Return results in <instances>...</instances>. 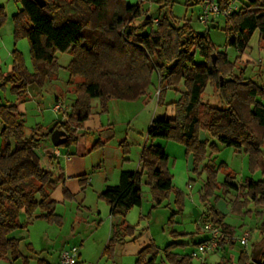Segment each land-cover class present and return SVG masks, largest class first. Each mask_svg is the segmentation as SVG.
Wrapping results in <instances>:
<instances>
[{
  "label": "trees",
  "instance_id": "trees-1",
  "mask_svg": "<svg viewBox=\"0 0 264 264\" xmlns=\"http://www.w3.org/2000/svg\"><path fill=\"white\" fill-rule=\"evenodd\" d=\"M15 1L21 8L12 17L13 36L15 40L27 39L32 70L26 67L22 53L14 48L12 69L6 74L0 73V86L9 82L10 91L17 97L23 96L32 84L41 86L54 76L58 68L57 51L70 53L72 59L66 68L75 99L64 120L53 128L67 133L65 145L72 138V124L78 125L89 116L91 98H137L145 94L156 75L161 87L159 102L166 88L182 91L177 100L170 102L173 106L170 116L150 121L149 139L165 138L183 144L186 153L193 156L194 170L205 156L208 140L199 139L200 129L224 146L242 149L248 155L251 170H261L260 179L246 178L237 187L231 183L233 177L227 175L219 184L216 171L206 164V177L200 188L199 198L206 206L202 212L203 223H212L221 233L214 252L232 247L235 227L225 221V214L209 199L216 189L231 186L237 190L234 212H242L251 202L264 208V79L257 82L232 73L227 58L215 51L207 33L193 29L189 21L179 22L169 10L159 9L152 17L140 4L129 5L123 0H44L43 6L36 0ZM229 1L237 4L235 0H218L221 6ZM2 8L1 16L5 15ZM154 18L158 19L156 24ZM225 18L228 44L242 51L255 30L264 42V0H247L243 6L237 4V9ZM213 53L217 56L214 63ZM196 56L201 59L196 61ZM208 86L218 104L204 100ZM40 129L33 127L26 134L23 113L17 112L16 104L0 103V258L11 262L22 258V264L28 263L29 255L20 249L21 238L10 235L13 230L27 226L20 221L21 214L28 221L33 217L61 220L54 211L55 200L49 194V187L57 177L41 165L37 152L43 140ZM167 158L162 146L153 142L143 145L139 167L121 170L118 183L106 186L99 193L109 205L111 218V233L101 256L112 259L118 243L132 231L124 216L133 206L141 204L143 172L153 202L159 204L174 192L176 211L182 212L183 195L173 187ZM84 179L82 175L81 180ZM36 210H40L38 214ZM201 229L202 225L197 226L191 236ZM259 236L264 240V221L259 225ZM169 246L163 248V253L170 264H190L195 256V251L171 252ZM26 248L31 252L30 243H26ZM160 250L150 242L137 252L134 264H155ZM218 264H264V251L258 258H251L245 251H240L236 260L221 256Z\"/></svg>",
  "mask_w": 264,
  "mask_h": 264
},
{
  "label": "rangeland",
  "instance_id": "rangeland-1",
  "mask_svg": "<svg viewBox=\"0 0 264 264\" xmlns=\"http://www.w3.org/2000/svg\"><path fill=\"white\" fill-rule=\"evenodd\" d=\"M123 1L129 5L140 4L141 8L152 17L157 15L160 9L162 12L169 10L179 22L189 21L193 29L207 33L215 51L227 58L229 70L232 73L253 78L257 82L264 79V42L260 40L257 30L249 36L246 47L240 51L227 43L224 16H216L208 24L198 20L201 11L200 0ZM235 1L240 6L247 2V0ZM163 3L166 5L162 6ZM0 5L5 14L0 15V27H2L8 20V23H12L11 9L15 6L20 9V4L15 0H0ZM212 24L216 26L212 27ZM14 48L22 53L26 67L32 70L27 39L22 37L15 40L13 33L4 28L0 32V73L6 74L12 69ZM55 55L58 68L54 76L47 78L41 86L36 84L29 86L27 93L16 103H19L18 110L23 113L26 134L40 123L42 125L40 133L43 134L40 146H50L47 152L53 149L59 150L61 172L56 173L53 169L57 179L49 187L50 197L57 184L64 183L63 186L66 189L68 186L71 191L65 201H55L54 211L56 214H61L60 221H48L41 217H33L28 221L27 217L21 214L20 221L26 222L27 226L15 229L12 235L21 238L20 249L24 254L29 255L27 264H58L59 250L72 245L78 247L85 264H101L107 260L106 256L101 257L107 240L104 237L105 227L103 225L99 227L96 216L90 214L81 203L86 188V204L94 207L97 197L91 188L85 185L81 177L85 175L86 178H91L93 171L98 172L100 168L103 173H109L114 168L136 169L143 145L151 142L158 145L164 144L166 148L167 168L172 177L173 187L181 191L183 195V210L181 213L176 211L178 206L175 203L174 192H171L159 204L153 202L150 188L145 182L146 174L143 172L140 182L141 204L133 206L124 216L125 223L133 229L116 246L113 263L116 259H120L123 264H134L137 252L150 242L161 248L155 264H160L161 261L164 262L163 264H170L163 253V248L167 244H170L171 252L175 253L188 254L197 251L196 243L208 234L202 229L193 237L190 234L205 221L202 212L205 211L206 206L199 198L200 188L206 177L205 165H211L216 171V181L219 184L226 179L227 175H230L233 177L231 183L237 187L246 178L260 179L261 170L259 168L251 170L248 155L242 149L224 146L203 129L199 130L198 136L201 140L208 139L206 151L195 170L193 156L186 153L183 144L165 138H156L154 141L149 139L147 129L150 121L153 118L170 116L173 113L170 102L177 100L182 91V89L176 91L173 88H166L162 101L159 102L156 75L152 77L145 94L137 98L110 97L105 100L91 98L90 114L80 124H72V138L69 144L54 146L50 140L54 125L62 122L75 99L73 85L68 81L69 72L66 68L72 55L66 51H57ZM216 57L215 54V60ZM200 59L196 56L195 60ZM10 88L11 85L6 81L0 86V102L16 100L17 95L12 93ZM204 93L205 101L218 104L210 86ZM56 102H61L66 106V110L54 111L53 106ZM49 155L52 154L49 153ZM69 159L72 160L68 161ZM236 193L235 188L225 186L216 189L210 196L209 202L225 213L226 222L235 227L233 236L235 243L232 247L205 254L203 257L206 264H218L221 256L236 260L240 251L249 253L251 258H258L264 251V240H261L259 236V225L261 221H264V208L257 207L251 202L242 208V212H234L232 207ZM194 208L197 209L195 216ZM39 211L36 210L35 213L38 214ZM247 230L251 235L245 244H241L237 239ZM178 242H184V244ZM26 243H30L31 252L27 250ZM108 260L110 263L113 261ZM0 264H22V258L15 262L0 258ZM190 264H201V261L194 256Z\"/></svg>",
  "mask_w": 264,
  "mask_h": 264
},
{
  "label": "crops",
  "instance_id": "crops-1",
  "mask_svg": "<svg viewBox=\"0 0 264 264\" xmlns=\"http://www.w3.org/2000/svg\"><path fill=\"white\" fill-rule=\"evenodd\" d=\"M18 8H19L18 6L12 7V9H11V11H12V14L11 15L12 16L16 12H18L20 10ZM8 22H9V20L2 27H0V32L3 31L4 28H7L9 30V32H12L13 33V20H12V23H8ZM26 93H27V91H26ZM20 98H21V96L20 97H17L16 100H14L12 102H10L8 100H5L6 101L5 103H15L16 104V108H17V112L21 113L18 110L19 103H16L17 101L20 100ZM56 99H57V97H56ZM0 103H2V102H0ZM64 118H63V120H64ZM37 127H40L41 128L42 125L39 123V124H37ZM159 145L162 146L164 148L165 152H166V148H165L164 144H160L159 143ZM50 148H51L50 146L49 147L48 146H44V147L43 146H39V148H37V152H38V155L40 157V163H41V165L43 167H45L47 169H50L52 172H53V169H54V171L56 173H60L61 172V164H60V161H59L58 157L49 155V152H47V151H49ZM45 158H47L48 160H46ZM69 158H70V156H69ZM71 160L72 159H69L68 161H71ZM137 167H139V164H138ZM137 167H136V169H137ZM100 170H101V168H100ZM100 170L98 172L93 171V175H92L91 178L90 177H87V178L85 177V179L83 180L85 182V185H88V187L91 188V190L94 192V195L97 197V199L95 201V204H94V207H92L91 204H86L85 203V198H86V194L85 193L87 192V188L84 190V196H83V198L81 200L82 201L81 203L84 204V206H85L84 208L88 212H90V214L92 213L94 217L96 216L95 218L99 221V223H98L99 227L102 226V225H103V227H105L104 237L108 240V238L110 236V233H111V228H110V225H111L110 209H109V205L106 203V201H104V199H102L101 197H99V193L102 190H104V188L106 186H108V185H115V184L118 183L119 172L121 170H135V169L114 168L109 173L108 172H104L103 173ZM63 185H64V183L63 184H57L55 186V188L52 191V196H51L53 200H55V201H62V202L66 200V196L68 194H70V191L71 190H69L70 188H68V186H67V189H66ZM75 189H77V188H75ZM73 191H76L77 192L79 190H73ZM58 215H61V214H58ZM107 229H109V232H107ZM13 231L10 233V235H12ZM12 236H14V235H12ZM107 240H106V242H107ZM79 257H80L79 258L80 262L82 264H84L83 263L84 261L81 258L82 256H81L80 251H79ZM101 257H103V256H101ZM113 257H114V255H113ZM111 260H113V261H111L112 263H110L109 260H108V258H107V260H105L101 264H123L122 260H120V259H116V262L115 263H113L114 262V258H112Z\"/></svg>",
  "mask_w": 264,
  "mask_h": 264
},
{
  "label": "built area",
  "instance_id": "built-area-1",
  "mask_svg": "<svg viewBox=\"0 0 264 264\" xmlns=\"http://www.w3.org/2000/svg\"><path fill=\"white\" fill-rule=\"evenodd\" d=\"M201 11L198 15V20L201 23L208 24L212 22V20L216 16H224L226 17L230 12L237 9V4L234 1H229L224 6H221L218 0H200ZM153 22L156 24L158 22L157 18L153 19ZM161 90V87H158L157 93ZM66 106H64L61 102H56L53 106L54 111L66 110ZM55 157L59 156V150L53 149L49 152ZM202 229L207 231L210 235L209 238L202 241L197 245V251L194 252L195 256H197L201 264L205 263V258L203 257L205 254L212 253L217 248V237L221 235L219 228L214 226L210 222H205L202 224ZM250 231H244L240 238L237 240L241 244H245L248 238L250 237ZM79 249L76 245L63 247L59 251V260L58 264H80L79 260ZM82 264V263H81ZM85 264V263H84Z\"/></svg>",
  "mask_w": 264,
  "mask_h": 264
},
{
  "label": "water",
  "instance_id": "water-1",
  "mask_svg": "<svg viewBox=\"0 0 264 264\" xmlns=\"http://www.w3.org/2000/svg\"><path fill=\"white\" fill-rule=\"evenodd\" d=\"M37 3L40 5V6H43L44 5V0H36ZM146 17L148 18L149 15H146ZM212 27H215L216 25L215 24H212L211 25ZM212 61L213 63L215 62V53L212 54ZM222 76H220V81L222 82ZM50 140L52 142V144L54 146H59V145H62L66 142L67 140V133L63 130V129H59V128H56L54 129L52 132H51V135H50ZM193 215L195 216L196 213H197V209L194 208L193 209Z\"/></svg>",
  "mask_w": 264,
  "mask_h": 264
}]
</instances>
